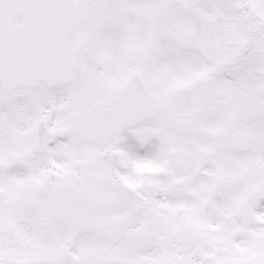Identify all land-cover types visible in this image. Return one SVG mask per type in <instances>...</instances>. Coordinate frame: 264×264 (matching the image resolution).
<instances>
[{
	"label": "snow or ice",
	"instance_id": "6c2138e0",
	"mask_svg": "<svg viewBox=\"0 0 264 264\" xmlns=\"http://www.w3.org/2000/svg\"><path fill=\"white\" fill-rule=\"evenodd\" d=\"M0 264H264V0H0Z\"/></svg>",
	"mask_w": 264,
	"mask_h": 264
}]
</instances>
